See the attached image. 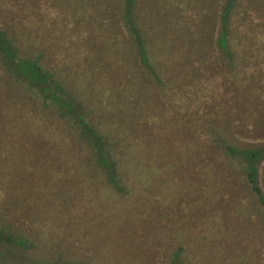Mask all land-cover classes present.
Instances as JSON below:
<instances>
[{"label": "rangeland", "instance_id": "374dc122", "mask_svg": "<svg viewBox=\"0 0 264 264\" xmlns=\"http://www.w3.org/2000/svg\"><path fill=\"white\" fill-rule=\"evenodd\" d=\"M222 3L0 0L15 55L53 72L120 185L0 51V231L26 244L4 264H264V156L260 199L232 153L264 142V0H233L224 30Z\"/></svg>", "mask_w": 264, "mask_h": 264}, {"label": "trees", "instance_id": "16d2710c", "mask_svg": "<svg viewBox=\"0 0 264 264\" xmlns=\"http://www.w3.org/2000/svg\"><path fill=\"white\" fill-rule=\"evenodd\" d=\"M232 1L233 0H223V3L221 5L219 20L220 27L222 30H224L226 27L227 14ZM127 19L129 20L128 17ZM127 30L132 33L136 32L137 36H139V33L138 31H136L135 28H127ZM220 36L221 38L219 37V40L221 39L222 41V34H220ZM136 41L138 43V51L140 55L139 58H141L144 55V47L141 46L142 43L139 39ZM10 46L13 45L9 37L5 36L2 32L0 36V51H3V53H5V63L9 65L10 71L11 73H13L15 79L24 81L26 85L32 90V92H34L39 97L41 96L43 104H58L60 106H67V117L70 122L72 123L70 119L72 117V120L75 122V125L77 127L80 126V133L81 130H86L90 132L91 136H93L94 139L100 143L101 147H98L95 151V154H97L95 155V160L105 172L107 181L111 183L114 188L119 189V177L117 172L112 167L114 160L111 158V154L108 152L107 146H102L101 136L103 135L98 133V131L94 129L92 130L91 128L84 127V120L81 119L82 115L80 114V112L77 111V106H75L71 102L69 103V101L66 99L67 97L64 91V87L57 81L56 77L53 76V72L51 70H49L47 67L41 66L38 63L36 57H17L15 55L16 50L14 49V47ZM233 150L234 151L232 153H234V155L238 154L243 159V172L249 187L257 195V197L261 199L262 193L257 181V163L264 156V142L252 146L236 147L233 148ZM9 245L12 248H23L26 244L21 240V236H19L18 234H12L10 232L9 234H7V232L4 233L0 231V247L5 246L3 248V250H5V248L9 247ZM13 261H15L14 263L16 264H20L18 262L19 260ZM5 262L7 263L6 257L1 251L0 264H4Z\"/></svg>", "mask_w": 264, "mask_h": 264}]
</instances>
